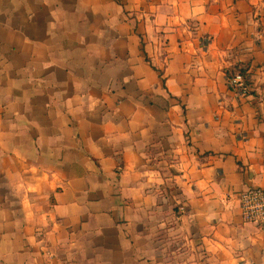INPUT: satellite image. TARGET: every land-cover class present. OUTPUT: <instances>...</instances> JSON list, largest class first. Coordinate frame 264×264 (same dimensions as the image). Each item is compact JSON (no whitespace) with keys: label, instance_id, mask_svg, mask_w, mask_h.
<instances>
[{"label":"crops","instance_id":"0c3cea01","mask_svg":"<svg viewBox=\"0 0 264 264\" xmlns=\"http://www.w3.org/2000/svg\"><path fill=\"white\" fill-rule=\"evenodd\" d=\"M253 187L264 0H0V264H264Z\"/></svg>","mask_w":264,"mask_h":264},{"label":"built area","instance_id":"2783aa9c","mask_svg":"<svg viewBox=\"0 0 264 264\" xmlns=\"http://www.w3.org/2000/svg\"><path fill=\"white\" fill-rule=\"evenodd\" d=\"M251 71L252 67H246L229 70L227 73L229 89L240 99L251 96V89L247 83ZM239 201L243 220L255 224L264 231V187L246 189L240 193Z\"/></svg>","mask_w":264,"mask_h":264}]
</instances>
